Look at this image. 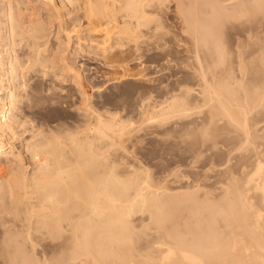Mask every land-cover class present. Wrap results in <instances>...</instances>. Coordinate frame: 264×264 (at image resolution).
I'll return each instance as SVG.
<instances>
[{
	"label": "bare ground",
	"instance_id": "6f19581e",
	"mask_svg": "<svg viewBox=\"0 0 264 264\" xmlns=\"http://www.w3.org/2000/svg\"><path fill=\"white\" fill-rule=\"evenodd\" d=\"M143 1L0 0V264H264V0L180 5L208 57L135 120L94 93L140 78ZM242 22L236 58L221 32ZM146 122L177 150L160 174L125 144Z\"/></svg>",
	"mask_w": 264,
	"mask_h": 264
},
{
	"label": "rangeland",
	"instance_id": "374dc122",
	"mask_svg": "<svg viewBox=\"0 0 264 264\" xmlns=\"http://www.w3.org/2000/svg\"><path fill=\"white\" fill-rule=\"evenodd\" d=\"M148 1H151L149 2L151 4L147 3ZM190 1L191 0L143 1V4L146 3L145 5H147L146 9L148 16L152 18H149L151 23L149 22L146 24L147 26L142 27L139 32L141 38L138 39V45H136V43L130 44L127 49V54H125L126 58L130 59L131 57L134 62L133 65L130 66V73L133 72V74H136V76L140 78L135 80H123L114 85L102 87V91L94 93V101L96 103L111 111L119 112L120 116L125 118L131 117L137 120L139 118V95H147L151 103L162 101L168 92L177 87V82L180 79L190 77L194 74V68L197 61L196 59H198V57L200 59L201 56L203 58L208 57L207 51H209V47L200 46V42L198 41L199 39L194 38L192 29L184 21L181 8L179 7L183 4L181 7L184 10H189L191 7ZM222 1L218 0L217 3H221ZM208 12L209 11L206 9L201 12L202 19H213L212 14L209 16ZM203 14H205V17H203ZM207 15L209 17H207ZM237 24L239 23H228L224 26V28L222 27L223 31L220 29V31H222L221 34H223L222 36L225 37H223V39L225 40L226 45H229L227 46V48H229V52L232 51L231 54L235 57H239L243 54V49H240V46L243 43V27L240 26H243V22L240 23L239 26ZM56 25L55 27L57 28L59 25ZM229 28L231 29L228 30ZM214 29L216 30V28ZM237 30L241 33H236ZM74 34L78 33L76 32L72 35L75 36ZM76 37L77 36L74 38ZM238 38L240 40L242 39V42L238 40ZM196 40L199 44H197L198 42ZM237 49L238 51H236ZM239 52L242 54H239ZM142 53H145V56L141 57ZM85 57L86 59L79 64L84 63V66L82 65L83 70H85L87 74L91 75L92 72L90 73L88 69L91 66L90 64L92 60L90 57ZM118 74L121 75L122 71L119 70ZM141 74L146 80H143L144 78ZM93 77L96 83L101 85L104 84V79L97 77L95 74ZM23 109L25 114L31 115L30 110L26 107ZM49 111L50 112L43 111V114H45L47 118L51 119L52 122H56L66 116L63 111ZM69 116L70 121L74 122L77 120L74 114H69ZM147 123L149 122L142 124L143 130L139 134L135 135L134 138L127 140L125 144L130 151H133V154L138 155L142 161V165H145V167L149 168V170L154 174H160L165 170L169 161L170 163L176 162L175 157L177 150L174 146H171V155L169 160H167L164 136L165 128L159 127L158 122L152 124ZM171 131V140L174 141L176 136L180 133V128L175 129L171 127ZM23 137L27 138V136H21L20 138ZM18 145L19 143L17 146ZM182 163H186V156L184 153L183 160H181L179 164ZM148 232L149 234H152L154 233V229H151Z\"/></svg>",
	"mask_w": 264,
	"mask_h": 264
}]
</instances>
